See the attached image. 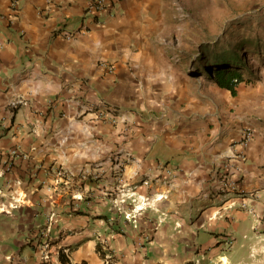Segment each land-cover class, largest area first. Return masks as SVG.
I'll list each match as a JSON object with an SVG mask.
<instances>
[{"label":"crops","instance_id":"1","mask_svg":"<svg viewBox=\"0 0 264 264\" xmlns=\"http://www.w3.org/2000/svg\"><path fill=\"white\" fill-rule=\"evenodd\" d=\"M88 2L0 0V264H264L261 117L212 120L177 77V0Z\"/></svg>","mask_w":264,"mask_h":264},{"label":"rangeland","instance_id":"2","mask_svg":"<svg viewBox=\"0 0 264 264\" xmlns=\"http://www.w3.org/2000/svg\"><path fill=\"white\" fill-rule=\"evenodd\" d=\"M177 1L182 17L170 22V35L165 42L170 52L167 59L176 68L177 77L186 80L194 93L205 92L210 98L212 120L220 121L239 113L246 125L259 117L264 122V104L235 102L237 96L245 98L252 88H264V18L256 16L264 7V0ZM231 45L240 46V52L248 60L237 96L198 73L202 48L220 52Z\"/></svg>","mask_w":264,"mask_h":264},{"label":"trees","instance_id":"3","mask_svg":"<svg viewBox=\"0 0 264 264\" xmlns=\"http://www.w3.org/2000/svg\"><path fill=\"white\" fill-rule=\"evenodd\" d=\"M240 46L231 45L224 51L200 50V71L219 87L236 94L237 85L244 80V70L248 60L240 52ZM258 51V49H257Z\"/></svg>","mask_w":264,"mask_h":264},{"label":"built area","instance_id":"4","mask_svg":"<svg viewBox=\"0 0 264 264\" xmlns=\"http://www.w3.org/2000/svg\"><path fill=\"white\" fill-rule=\"evenodd\" d=\"M47 1H52V0H47ZM107 2L108 0H89L88 4H87V7H86V10L87 12L91 13L92 16H100V14H102L105 10H106V7H107ZM13 5L16 4V2L14 1L12 3ZM74 36V33L72 32H69V33H66V37L68 39L72 38ZM0 46H2V42L0 41ZM115 110L114 108H111L110 110L108 109L107 111H101L98 113V116H103L105 115L106 113H110L111 114V117H113V114H115ZM253 139V130L250 128V127H247L245 129H243L242 131V135L241 137L239 138L238 140V144L241 146V148H246L249 146V144L251 143ZM15 153V152H13ZM12 167V164L9 163L8 164V169H10ZM60 175H63V176H66L69 178V172H67L66 170H60L59 171ZM231 188H235L234 187V183L231 184ZM140 206V205H138ZM138 206H135L132 210H135L137 209ZM125 217L127 219H131L134 217L133 213L130 212V213H125ZM53 218H50V220L52 221ZM135 219V217L133 218ZM45 247H49V244L46 243L45 244ZM47 249V248H46ZM52 251L50 250H46L43 254H42V257H41V260H42V264H48L51 262L52 260ZM55 253H57V256L58 257H65V258H68L69 257V249H62L60 251L59 250H56ZM62 255V256H61ZM102 255H103V263L104 264H119L116 259H115V256L113 254L112 251L108 250V249H104L103 252H102Z\"/></svg>","mask_w":264,"mask_h":264}]
</instances>
